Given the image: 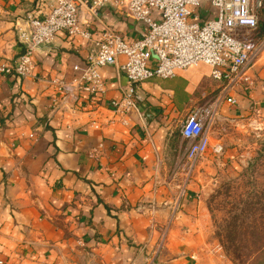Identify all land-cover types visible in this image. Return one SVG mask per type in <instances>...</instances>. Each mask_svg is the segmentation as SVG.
Masks as SVG:
<instances>
[{"label": "crops", "instance_id": "crops-1", "mask_svg": "<svg viewBox=\"0 0 264 264\" xmlns=\"http://www.w3.org/2000/svg\"><path fill=\"white\" fill-rule=\"evenodd\" d=\"M53 1L0 0V66L23 52L25 19L46 16ZM101 16L126 38L138 36L121 12L103 8ZM88 18L99 37L101 24ZM86 59L87 41L62 33L38 52L31 77L0 72V264H209L204 200L175 120L221 95L211 67L143 83L141 113L124 124L109 108L128 84L117 67L101 69L107 92L94 109L82 108L83 94L78 102L57 89L56 80L79 83L75 67ZM252 73V87L230 92L236 105L221 100L207 155H238L240 133L264 125L261 62Z\"/></svg>", "mask_w": 264, "mask_h": 264}, {"label": "built area", "instance_id": "built-area-1", "mask_svg": "<svg viewBox=\"0 0 264 264\" xmlns=\"http://www.w3.org/2000/svg\"><path fill=\"white\" fill-rule=\"evenodd\" d=\"M103 8L136 23L138 36L130 40L108 25L101 16ZM88 15L101 24L99 37ZM62 33L87 41V59L84 67H75L81 73L78 84L55 81L59 92L78 102L83 94L82 108L94 109L107 92L101 69L115 66L128 84L123 97L112 100L109 108L124 124L134 112L141 113L138 91L143 83L170 79L179 70L201 64L211 67L221 95L214 104L193 108L180 122L181 136L188 142L184 158L191 168L209 147V128L221 100L236 105L230 92L252 87L253 68L260 62L264 68V0H54L46 16H28L19 27L23 52L14 64H2L0 72L31 77L38 52Z\"/></svg>", "mask_w": 264, "mask_h": 264}, {"label": "rangeland", "instance_id": "rangeland-1", "mask_svg": "<svg viewBox=\"0 0 264 264\" xmlns=\"http://www.w3.org/2000/svg\"><path fill=\"white\" fill-rule=\"evenodd\" d=\"M186 116L175 120L177 133ZM240 134L238 155L206 152L194 164V185L206 212L203 232L209 264H264V125L252 122Z\"/></svg>", "mask_w": 264, "mask_h": 264}, {"label": "water", "instance_id": "water-1", "mask_svg": "<svg viewBox=\"0 0 264 264\" xmlns=\"http://www.w3.org/2000/svg\"><path fill=\"white\" fill-rule=\"evenodd\" d=\"M152 117V113L148 110L146 113H145V118H149Z\"/></svg>", "mask_w": 264, "mask_h": 264}, {"label": "trees", "instance_id": "trees-1", "mask_svg": "<svg viewBox=\"0 0 264 264\" xmlns=\"http://www.w3.org/2000/svg\"><path fill=\"white\" fill-rule=\"evenodd\" d=\"M89 100H91V99H89ZM90 105H91V107H90V108H94V106H95L94 104H90Z\"/></svg>", "mask_w": 264, "mask_h": 264}]
</instances>
